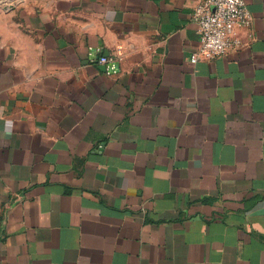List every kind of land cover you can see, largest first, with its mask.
<instances>
[{
  "label": "crops",
  "instance_id": "1",
  "mask_svg": "<svg viewBox=\"0 0 264 264\" xmlns=\"http://www.w3.org/2000/svg\"><path fill=\"white\" fill-rule=\"evenodd\" d=\"M244 1L240 46L192 64L198 0H0V264H264Z\"/></svg>",
  "mask_w": 264,
  "mask_h": 264
},
{
  "label": "built area",
  "instance_id": "2",
  "mask_svg": "<svg viewBox=\"0 0 264 264\" xmlns=\"http://www.w3.org/2000/svg\"><path fill=\"white\" fill-rule=\"evenodd\" d=\"M193 18L198 26L200 43L192 52L190 61L213 59L239 47L241 40L237 28L250 24V13L244 0H198ZM111 57L101 56L106 64Z\"/></svg>",
  "mask_w": 264,
  "mask_h": 264
},
{
  "label": "water",
  "instance_id": "3",
  "mask_svg": "<svg viewBox=\"0 0 264 264\" xmlns=\"http://www.w3.org/2000/svg\"><path fill=\"white\" fill-rule=\"evenodd\" d=\"M116 66V65H115Z\"/></svg>",
  "mask_w": 264,
  "mask_h": 264
}]
</instances>
